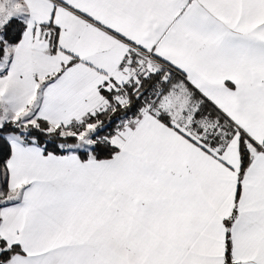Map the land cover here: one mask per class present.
Masks as SVG:
<instances>
[{"label":"snow or ice","instance_id":"snow-or-ice-1","mask_svg":"<svg viewBox=\"0 0 264 264\" xmlns=\"http://www.w3.org/2000/svg\"><path fill=\"white\" fill-rule=\"evenodd\" d=\"M0 264H264V0H0Z\"/></svg>","mask_w":264,"mask_h":264}]
</instances>
